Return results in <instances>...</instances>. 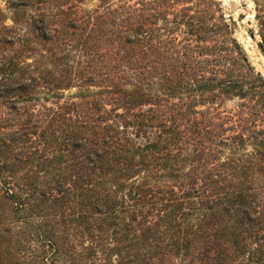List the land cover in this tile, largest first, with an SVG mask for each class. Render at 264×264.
I'll return each instance as SVG.
<instances>
[{"label":"trees","instance_id":"obj_1","mask_svg":"<svg viewBox=\"0 0 264 264\" xmlns=\"http://www.w3.org/2000/svg\"><path fill=\"white\" fill-rule=\"evenodd\" d=\"M8 4L0 264H264V77L221 4Z\"/></svg>","mask_w":264,"mask_h":264},{"label":"rangeland","instance_id":"obj_2","mask_svg":"<svg viewBox=\"0 0 264 264\" xmlns=\"http://www.w3.org/2000/svg\"><path fill=\"white\" fill-rule=\"evenodd\" d=\"M221 4L222 12L227 22L230 24L234 37L241 45L247 58L253 67L261 73L264 77V72L260 64L257 65L252 61L251 55L248 50L256 52L254 56L258 60H264L263 53L259 50L257 42L258 36L255 35L251 38L248 30L254 29L253 21V5L250 0H217ZM9 0H0V26L13 27L19 30L20 34L26 33L25 21L28 15H33L34 12L29 9H16L13 10L9 7ZM93 2H87L83 6L86 8L93 7ZM12 19H16L17 22L13 23ZM248 40V41H247ZM244 44V45H243ZM249 47V48H248ZM247 51V52H246ZM2 52V51H0ZM30 60H27L29 62Z\"/></svg>","mask_w":264,"mask_h":264},{"label":"bare ground","instance_id":"obj_3","mask_svg":"<svg viewBox=\"0 0 264 264\" xmlns=\"http://www.w3.org/2000/svg\"><path fill=\"white\" fill-rule=\"evenodd\" d=\"M248 41V40H247ZM244 45V44H243ZM249 48V47H248ZM247 52V51H246ZM248 53L251 55V58H252V61L256 64L257 63V65L258 64H260V66L262 67V69H263V72H264V60H258L255 56H254V54L256 55V52H254L253 53V51L252 50H248Z\"/></svg>","mask_w":264,"mask_h":264}]
</instances>
